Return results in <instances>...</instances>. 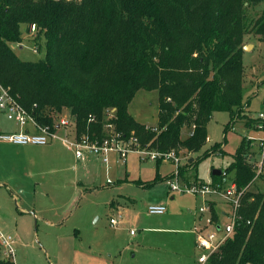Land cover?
I'll return each mask as SVG.
<instances>
[{"label": "trees", "instance_id": "16d2710c", "mask_svg": "<svg viewBox=\"0 0 264 264\" xmlns=\"http://www.w3.org/2000/svg\"><path fill=\"white\" fill-rule=\"evenodd\" d=\"M262 1L0 0V82L39 124L53 127L67 111L79 137L121 134L159 151L195 152L215 111H229L231 126L243 109V47L248 34L264 41ZM22 25L45 48L40 60L13 49ZM141 89L158 91L155 128L128 110ZM185 128L192 133L183 138ZM251 150L244 138L226 168L239 188L255 175ZM240 213L251 223L237 226L211 264H264V190H246Z\"/></svg>", "mask_w": 264, "mask_h": 264}, {"label": "rangeland", "instance_id": "374dc122", "mask_svg": "<svg viewBox=\"0 0 264 264\" xmlns=\"http://www.w3.org/2000/svg\"><path fill=\"white\" fill-rule=\"evenodd\" d=\"M256 9L264 10V0ZM30 33L22 25V41L11 45L21 59L37 61L45 48L37 49ZM243 63L238 118L230 126L231 113L215 111L203 146L179 150L177 179L172 159L152 161L129 152L125 161L109 152L107 168L100 155L78 160L61 142L21 145L0 139V231L14 238V263L195 264L200 253L195 212L205 195L172 191L168 181L178 180L182 187L211 181L213 170L228 171L244 138L261 135L251 116L264 111V41L254 34L245 37ZM128 110L138 122L157 127L158 91L139 90ZM62 117L72 118L64 111L56 120ZM19 130L0 111V131ZM189 132L185 128L182 137ZM215 200L218 208H227L221 197ZM150 205H164L166 211L152 214ZM118 214L122 220L111 224Z\"/></svg>", "mask_w": 264, "mask_h": 264}, {"label": "built area", "instance_id": "2783aa9c", "mask_svg": "<svg viewBox=\"0 0 264 264\" xmlns=\"http://www.w3.org/2000/svg\"><path fill=\"white\" fill-rule=\"evenodd\" d=\"M36 25L30 26V32L34 33ZM114 110V109H113ZM112 110V111H113ZM0 111L8 119L19 125L21 130L12 132H1L0 139L9 140L15 144H40L47 145L61 142L68 145L74 151L76 159H83L87 153L100 155L102 161L109 168L108 153L117 152L118 157L127 160L129 152L139 154L141 158L152 161L161 159H172L176 165L175 176H179L180 156L171 149L159 151L142 145L137 137L123 138L121 134L109 136L102 140H92L88 136H77L73 120L60 118L53 127L39 124L34 115L25 108L12 94L9 87L0 82ZM252 117L253 127L261 132L258 139L247 138L252 144V153L248 161L251 163L255 175L252 181L243 188H239L232 176L224 172V178L215 183L208 181L204 184L182 187L177 181H168L172 191H186L194 194L205 195L204 204L195 212L196 223L194 233L196 246L200 253L195 264H211L210 258L217 253L222 245L234 234L237 226L242 222L250 224L251 221L244 218L240 213L241 200L244 192L248 189L264 190V111H260ZM71 127L73 129H71ZM63 130V131H62ZM73 130L74 132H70ZM192 131L190 132L191 135ZM211 196V197H209ZM214 196V197H213ZM221 197L227 208H218L215 197ZM148 211L152 214H163L166 211L164 205H150ZM122 214L112 216L111 224L119 223ZM133 230H131V233ZM14 238L0 231V257L13 261L15 257ZM251 264V263H246Z\"/></svg>", "mask_w": 264, "mask_h": 264}, {"label": "water", "instance_id": "95a60500", "mask_svg": "<svg viewBox=\"0 0 264 264\" xmlns=\"http://www.w3.org/2000/svg\"><path fill=\"white\" fill-rule=\"evenodd\" d=\"M221 173H222V170H221V169H215V170H213V172H212V174H213V175H216V176L221 175Z\"/></svg>", "mask_w": 264, "mask_h": 264}, {"label": "crops", "instance_id": "0c3cea01", "mask_svg": "<svg viewBox=\"0 0 264 264\" xmlns=\"http://www.w3.org/2000/svg\"><path fill=\"white\" fill-rule=\"evenodd\" d=\"M209 197H211V196H209ZM111 217H112V216H111ZM111 217H110V218H111ZM122 218H123V216H122ZM121 220H122V219H121Z\"/></svg>", "mask_w": 264, "mask_h": 264}]
</instances>
